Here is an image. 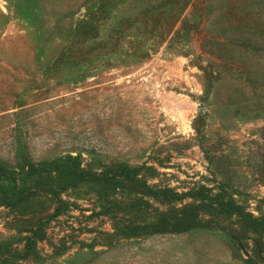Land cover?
Masks as SVG:
<instances>
[{
  "label": "rangeland",
  "instance_id": "374dc122",
  "mask_svg": "<svg viewBox=\"0 0 264 264\" xmlns=\"http://www.w3.org/2000/svg\"><path fill=\"white\" fill-rule=\"evenodd\" d=\"M247 214L264 224V0H0V264H264Z\"/></svg>",
  "mask_w": 264,
  "mask_h": 264
},
{
  "label": "trees",
  "instance_id": "16d2710c",
  "mask_svg": "<svg viewBox=\"0 0 264 264\" xmlns=\"http://www.w3.org/2000/svg\"><path fill=\"white\" fill-rule=\"evenodd\" d=\"M70 160L73 162V160L75 161V158H71ZM72 168H73V171H72V178L71 179L73 180L72 183H74V184L84 182L86 180H90V178H92L94 180H101V178H102V175L94 174L92 172H87L81 166H79V165L77 166V164L72 166ZM122 169L125 172L124 177L129 179V181L132 184L136 185L138 187V193H141L143 195H148V196H151V197H153L155 199H159V200H166V199L178 200V199H181L185 195H191V197H198L199 196V195L194 194V193L193 194L177 193L174 190L167 188V187L158 188V186H156V185H153V186L150 185L149 186V185L145 184V182H143L142 179L137 178V173L135 172L134 168L129 169L127 167H124ZM186 207L187 208L190 207V208H192V210L187 211V213L184 214V216H182L180 218V221L187 222V224L184 225L182 222H178V226L176 225L177 227H181L180 225H184L185 228H188L197 220V212L195 211V206H193L192 204H188V205L185 204L183 206L182 210L185 211ZM231 210H234L235 213H237V214L240 213L239 207H237V206H235V209L232 208ZM244 215H245V213H244ZM247 215L252 219L254 224H256L260 228L264 229V224L261 222H258L257 218H254L250 214H247ZM173 217H175V216L167 213L166 215L163 216V219L165 221H167L168 218H173ZM35 236H36V232H33L30 236L26 237V241H28L27 244L25 245L26 253H29ZM26 253H25V255H26Z\"/></svg>",
  "mask_w": 264,
  "mask_h": 264
}]
</instances>
